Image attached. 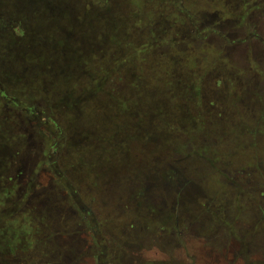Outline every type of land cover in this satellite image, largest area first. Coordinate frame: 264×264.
Returning a JSON list of instances; mask_svg holds the SVG:
<instances>
[{
	"label": "rangeland",
	"instance_id": "374dc122",
	"mask_svg": "<svg viewBox=\"0 0 264 264\" xmlns=\"http://www.w3.org/2000/svg\"><path fill=\"white\" fill-rule=\"evenodd\" d=\"M0 264H264V0H0Z\"/></svg>",
	"mask_w": 264,
	"mask_h": 264
},
{
	"label": "flooded vegetation",
	"instance_id": "af4514ba",
	"mask_svg": "<svg viewBox=\"0 0 264 264\" xmlns=\"http://www.w3.org/2000/svg\"><path fill=\"white\" fill-rule=\"evenodd\" d=\"M238 257H242V256H240V255H234V257L233 258H238Z\"/></svg>",
	"mask_w": 264,
	"mask_h": 264
}]
</instances>
